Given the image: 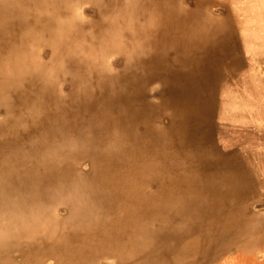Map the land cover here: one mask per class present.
<instances>
[{
    "label": "bare ground",
    "instance_id": "obj_1",
    "mask_svg": "<svg viewBox=\"0 0 264 264\" xmlns=\"http://www.w3.org/2000/svg\"><path fill=\"white\" fill-rule=\"evenodd\" d=\"M216 110L264 141V0H0V264L254 249L264 180Z\"/></svg>",
    "mask_w": 264,
    "mask_h": 264
},
{
    "label": "crops",
    "instance_id": "obj_2",
    "mask_svg": "<svg viewBox=\"0 0 264 264\" xmlns=\"http://www.w3.org/2000/svg\"><path fill=\"white\" fill-rule=\"evenodd\" d=\"M238 110H240V112L242 113L247 112L243 108L242 109L240 108ZM229 124H230V127H229ZM219 125L224 128L225 127L230 128V140L225 139V138H218V139H221L220 142L224 144L223 147L226 148V150H230V154L237 155L236 158L238 160H240L241 158V160H244V161L249 160L251 163L254 162L252 163L254 167L253 168L254 175L258 177L264 176V142H262V146H260L256 144L257 143L255 142L256 140L252 142L251 139L242 137L244 130L251 129L254 132H256L260 130V128L257 127L256 125H250V123H248V121H245L244 119H241V120L230 119V122L228 120L223 119V121ZM257 168L261 173L257 170ZM243 173L245 174V172ZM247 174H251V173L248 172ZM250 201L251 199L248 201L249 206H250ZM262 260L260 258L259 251L256 252L250 249L245 250V249L238 247V248H235L233 253H230V264H261V262H264V258Z\"/></svg>",
    "mask_w": 264,
    "mask_h": 264
},
{
    "label": "rangeland",
    "instance_id": "obj_3",
    "mask_svg": "<svg viewBox=\"0 0 264 264\" xmlns=\"http://www.w3.org/2000/svg\"><path fill=\"white\" fill-rule=\"evenodd\" d=\"M215 120H216V122H218V124H220L223 121V119L221 118V115L220 116L218 115L217 110H216V118H215ZM220 140L221 139H216V143L218 144V146L221 149H225L226 150V148L223 147L224 144H222V142H220ZM254 140H256L255 141V142H257L256 144L260 145V146H262V142H264L262 138L261 139L255 138ZM254 140H252V141H254ZM263 177L264 176H260V177H258V179L260 181L264 180ZM250 211L253 214L259 215L260 217L264 216V195L263 194L262 195L259 194L256 197L251 199V201H250ZM262 243H264V240L258 246H256L254 249H251V250L256 251V252H258V251L260 252V250L264 246V244H262ZM235 248H238V247L237 246H233L232 250L230 249V252L227 253L228 255H223L221 257V259L219 261H217L215 264H230V253H233Z\"/></svg>",
    "mask_w": 264,
    "mask_h": 264
}]
</instances>
